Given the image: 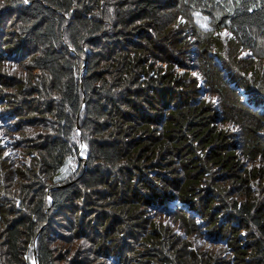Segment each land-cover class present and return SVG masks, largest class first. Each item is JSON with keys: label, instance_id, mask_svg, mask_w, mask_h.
I'll use <instances>...</instances> for the list:
<instances>
[{"label": "trees", "instance_id": "obj_1", "mask_svg": "<svg viewBox=\"0 0 264 264\" xmlns=\"http://www.w3.org/2000/svg\"><path fill=\"white\" fill-rule=\"evenodd\" d=\"M0 3V264H264V0Z\"/></svg>", "mask_w": 264, "mask_h": 264}, {"label": "rangeland", "instance_id": "obj_2", "mask_svg": "<svg viewBox=\"0 0 264 264\" xmlns=\"http://www.w3.org/2000/svg\"><path fill=\"white\" fill-rule=\"evenodd\" d=\"M4 64L9 69H14L15 68V64H13L11 62H5L4 61ZM5 66H3V67L7 68ZM180 70L181 69H177V71H180ZM1 125H2V120L0 119V140H1L2 143L7 145L6 151L4 152V154L8 155V156H12V158L14 159V162H17L18 160L21 159V150L19 149V147L13 146V144H15L14 141L16 139L15 138L16 134L14 133L13 135H7V133H5V131H4V129L1 128ZM80 146H81V144H80ZM83 158H85V156H83ZM246 165L249 166L248 163ZM150 213H153V211H150ZM73 214H74V212H72L69 209L68 213H66V215L68 217L65 216V215L62 218L61 217H55L54 221H57V222L53 223V225H55L57 227V230L59 232H62L63 231V227H59V226H61V225L68 226L70 220L74 218ZM152 220L156 221V222L162 221L164 226L167 225V224L171 225V228L175 229L177 231L176 233H178V234H180L182 236L184 235V233H183L184 231L181 229V227H179V222L176 219H174L173 214L166 215V214L163 213V211H161V212H158V215L154 214L152 216ZM94 225H96L97 227H100L102 225V220L100 219V220L96 221V219H94ZM215 225L219 227L218 222H216ZM217 230H219V231H217ZM216 231L217 232H221L223 234H226L229 231V228H228L227 224H222L218 229H216ZM165 232L166 231H164V233ZM63 233L65 234V233H67V231H63ZM193 235H195V234H193ZM197 237L195 238L194 241L197 242L198 244H201L203 247H207L208 249L216 248L215 247V246H217L216 244L211 243L209 240H206L205 238H202V237H199V236H197ZM187 239H189V237H187ZM56 240L58 241L59 238H55L53 240L54 243L56 242ZM66 241H70V239H68ZM90 242L91 243L86 241L85 243H87L88 245H90V247H92L93 242L91 240H90ZM73 243H76V241L74 240ZM128 244L129 245L132 244L133 245V249L131 248V250H130V246H129L128 247L129 251L127 252L126 256H128V260L131 259L130 264H135L136 260L134 261V259H137V257L139 256L138 252H139V250L141 251L143 249V244H137L136 245V239L135 238H131L130 239L129 237H128ZM103 258H104V256H102V255L101 256L100 255L99 256H97V255L92 256L90 258V261H89L88 264H102L101 262L103 261ZM103 262H105V261H103ZM143 262H145V260H143ZM107 263H109V261H107Z\"/></svg>", "mask_w": 264, "mask_h": 264}, {"label": "snow or ice", "instance_id": "obj_3", "mask_svg": "<svg viewBox=\"0 0 264 264\" xmlns=\"http://www.w3.org/2000/svg\"><path fill=\"white\" fill-rule=\"evenodd\" d=\"M25 2H27V0H25ZM4 7V5L2 3H0V8ZM193 75H195V73H193Z\"/></svg>", "mask_w": 264, "mask_h": 264}, {"label": "water", "instance_id": "obj_4", "mask_svg": "<svg viewBox=\"0 0 264 264\" xmlns=\"http://www.w3.org/2000/svg\"><path fill=\"white\" fill-rule=\"evenodd\" d=\"M34 263H35V264H38L35 260H34Z\"/></svg>", "mask_w": 264, "mask_h": 264}]
</instances>
